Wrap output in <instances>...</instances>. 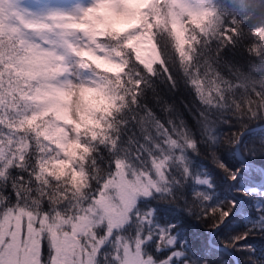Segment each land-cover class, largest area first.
Instances as JSON below:
<instances>
[{
    "label": "snow or ice",
    "instance_id": "snow-or-ice-1",
    "mask_svg": "<svg viewBox=\"0 0 264 264\" xmlns=\"http://www.w3.org/2000/svg\"><path fill=\"white\" fill-rule=\"evenodd\" d=\"M137 3L142 15L118 25L116 31L120 35L110 37L119 41L112 62L123 68L109 67L103 73L113 88L108 90L101 86L102 99L91 95L94 89L86 83L74 85L67 78L64 81L56 79L55 74L63 69L54 67L48 74L54 81L48 85L49 91L43 96L37 95L40 87H36L31 95L21 91L19 100L12 102L6 95L9 78L6 73L0 76V264H100L98 257L107 255L101 252V245L105 243L112 246L114 264H130V255H134L140 264H176L175 258L182 255L173 250L164 253L161 259L148 251L146 239L156 253L176 241L174 236H169L161 246L164 230L158 227L159 234L153 232L146 237L153 221L148 218L150 213L140 214L137 204L138 198H147L154 191H160V184L168 179L166 162L169 156L163 150L159 156L155 155L143 143L140 148L144 152L135 154L137 162L129 160L123 154L122 145L131 140L115 125L116 114L121 115L120 124L125 129L129 124L142 132L154 127L158 135L163 134V145L169 149L178 147V129L174 121H167L166 126L158 115L168 99L156 90L151 79L161 74L167 79L171 92L183 85L208 113L221 106L232 109L228 95L221 89L213 93L205 87L200 57L193 51L196 38L188 39V25L199 29L209 46L214 39L222 45L215 53L218 61L222 53L234 48L241 40L240 33L246 21L237 28L230 14H217L211 7H193L187 0H137ZM224 4L228 7L229 0H224ZM96 5L97 0H84L80 6L81 15ZM177 8L183 10L178 19L184 24V31L179 37L175 31H170L176 47L173 53L162 49L159 36L162 28L172 29ZM62 15L53 12L50 19ZM205 24L210 25L212 32L219 33L218 39L204 35L208 33ZM33 26L29 24V27ZM146 34L160 52L158 62L150 67L137 59L134 47ZM249 35L254 40H264V26L251 27ZM73 51L84 58L90 55L71 45L65 54L70 55ZM245 51H248L247 46ZM257 53L258 49H254L249 55ZM35 55L45 65L59 59L47 50H40ZM168 56L172 57V66H169ZM80 66L89 67V64L82 60ZM0 73H3V64H0ZM254 87L260 92L259 85ZM230 88L234 99L243 94L237 92L238 84L230 85ZM250 95L259 100L264 93L256 95L250 91ZM45 97L49 98L48 102L39 103ZM56 98L66 102V116L57 110ZM86 108L90 112L82 119ZM199 115L203 118L202 113ZM258 115L264 116V108L256 105L255 112L237 117L255 118ZM180 123L184 125L182 120ZM48 127H51V133H48ZM61 132L62 140L56 138ZM144 140L152 143L153 148L161 149L149 134L144 135ZM186 144L193 146L191 139H186ZM145 153L147 161L141 159ZM238 171L231 172L230 178L235 179ZM197 182L208 184L207 179L197 178ZM208 200L205 196V201ZM228 203L231 206L234 202ZM204 213L206 218L218 224L229 215V209L211 206L205 208ZM125 227L129 229L128 236L118 231ZM246 236L247 233L238 236L235 241L238 243Z\"/></svg>",
    "mask_w": 264,
    "mask_h": 264
},
{
    "label": "trees",
    "instance_id": "trees-1",
    "mask_svg": "<svg viewBox=\"0 0 264 264\" xmlns=\"http://www.w3.org/2000/svg\"><path fill=\"white\" fill-rule=\"evenodd\" d=\"M212 3L217 14H230L237 28H240L242 21H246L240 33L241 40L237 41L234 48L222 53L218 61L215 53L222 45H218L215 39L210 46L202 35L195 36L193 41L196 45L193 51L200 57V72L204 75L205 87L213 93L221 89L228 95L232 109L221 106L208 113L205 106L195 101L192 93L183 85L171 92L167 79L161 74L151 79L156 90L168 99V103L162 106L164 110L162 113L158 111V115L166 126L167 121H174L178 129L176 139L179 146L169 149L163 145L164 136L158 135L154 127L149 128L148 132H142L129 124L125 129L120 124L122 117L119 113L116 114L115 125L131 140L130 143L122 145L123 154L129 160L137 162L134 157L135 154L144 152L140 148L143 143L153 154L159 156L163 150L169 156L166 162L168 179L160 184L159 192L154 191L147 198H138L137 204H142L145 210L150 209L152 221L159 225H168V233L175 237L176 242L170 247H162L156 253L152 243L146 239L149 252L163 259L164 253L178 250L182 255L175 258L176 264H184L185 261L189 264H234L226 252L207 243L209 230L217 224L204 216V209L220 206L229 209L230 218L213 234L212 242L230 250L236 256L237 264H264V183L251 184L250 179L258 177L260 170L254 165L241 163L233 152L234 141L241 130L264 122V116L259 115L255 118L237 117L255 112L256 105L264 108V96L257 100L250 95V91L256 95L264 93V40H254L249 35L251 27L264 26V0H229L228 7L224 0H213ZM11 28L0 31V64H3V73L0 76L7 74L9 82H6V95L15 102L19 100L21 91L30 95L38 80L34 81V78L27 77L18 70V61L24 53H20L22 47L18 40L19 43L24 39L29 40L30 31L28 33L24 23H14ZM208 34L219 38V33L212 32V29L204 35ZM159 41L162 49L175 52V45L161 38V34ZM115 43L118 44L119 41L115 40ZM20 45L26 50L29 48L27 42ZM246 46L248 51H245ZM254 49H258V53L249 55ZM167 59L169 66H172V57L168 56ZM159 71L157 69L158 73ZM177 79L181 77L177 76ZM110 84L109 90H112L113 84ZM237 84V92L243 94L234 99L230 95V85L235 87ZM254 85L260 86V92H256ZM22 104L23 102L21 106ZM134 111L138 113L139 109ZM199 113H202L203 118ZM181 120L184 125L180 123ZM148 134L161 145L160 150L144 140V135ZM186 139L192 140V147H188ZM239 150L247 159L264 169V127L245 133L240 139ZM141 159L147 161V154ZM237 169L239 174L231 182L230 173ZM197 178L201 181L207 179L208 184L198 183ZM197 193L201 195L197 196ZM205 196L209 197L208 201H205ZM237 196L241 199L240 204ZM229 201L234 203L230 206ZM245 233L246 238L237 243L235 239L238 236L243 237ZM145 236L151 234L145 233ZM108 259L110 264H114L112 258ZM99 260L100 264H106V260Z\"/></svg>",
    "mask_w": 264,
    "mask_h": 264
},
{
    "label": "rangeland",
    "instance_id": "rangeland-1",
    "mask_svg": "<svg viewBox=\"0 0 264 264\" xmlns=\"http://www.w3.org/2000/svg\"><path fill=\"white\" fill-rule=\"evenodd\" d=\"M212 2L213 0H187V3L193 7L204 6L215 9ZM83 4L84 0H0V31L12 29L11 26L14 23H24L28 33L29 31L31 33L29 40L20 41V43H29L27 50L20 45L18 40L19 46L22 47L20 53L24 52L18 61V70L27 75V77L34 78V81L38 80L31 94L36 87L41 89L37 93L40 96L49 91L48 85L54 83V81L50 79L48 74L52 68L59 67L63 70L55 74L56 79L64 81L67 78L74 85L86 83L94 89L90 94L102 99L101 91L99 90L101 86L108 90L111 86V82L104 78L103 73L109 67H116L122 70V65H114L112 62V56L116 54L118 44L115 43V39L110 37L113 34L116 36L120 35L116 31L118 25L127 23L142 15L137 0H97L95 8H91L86 14L81 15L80 6ZM53 12L63 13L64 15L52 20L50 19V14ZM175 12L176 15L172 18V29L164 27L160 31L161 38H165V40L169 41V43L172 42L174 45L175 43L169 35L170 31H175L177 37L184 31V24L178 19V17L183 15V10L177 8ZM184 19L187 20V17L185 16ZM29 24L34 26L29 27ZM71 25L80 26L73 27ZM204 27L208 31L211 29L208 24H205ZM198 35H202L201 31L188 25V39L192 40L193 36ZM69 45L78 51L89 52V57H81L75 51L71 52L70 55H66L65 50ZM134 47L137 59L146 67L153 66L158 62L160 52L148 39L147 34ZM40 50L53 52L59 59L54 60L51 64H41L35 55ZM82 60H86L89 67H81L80 62ZM96 69H100V71L97 72L95 71ZM48 99L45 97L39 103L46 104ZM56 105L57 110L66 116V102L56 98ZM89 112L90 110L86 108L82 119ZM51 131V127H48V133H51ZM56 138L62 140L63 133H58ZM134 158L136 160V157ZM132 162L136 163L135 161ZM242 168L244 169V167ZM251 184L256 185L254 183ZM141 198L143 199V197ZM138 207L142 216L150 213V209L145 210L142 204H138ZM148 218L150 219V215ZM157 227L164 230V239L160 242V245L163 246L169 236H171L168 233V225H159L153 221L151 231L146 233L152 235L153 232H156L159 234ZM118 231L121 235H129L127 227L118 229ZM101 246V252L107 255L106 257L101 255L98 259L107 260V264H110L108 258H111L112 246L110 243H105ZM129 261L130 264H140V261L134 255L129 256Z\"/></svg>",
    "mask_w": 264,
    "mask_h": 264
},
{
    "label": "water",
    "instance_id": "water-1",
    "mask_svg": "<svg viewBox=\"0 0 264 264\" xmlns=\"http://www.w3.org/2000/svg\"><path fill=\"white\" fill-rule=\"evenodd\" d=\"M264 127V122H261V123H258V124H255V125H252L250 127H247V128H244L243 130H241L238 135L236 136V139L238 138V142H236V139L234 141V147H233V152H234V155L235 157L243 164H250V165H254L256 166L259 170H260V174L258 177L256 178H251L250 179V182L251 183H254L256 185H261L262 183H264V169L262 166H260L259 164L253 162L252 160L250 159H247L242 153L241 151L239 150V142H240V139L241 137L247 133V132H250V131H254V130H257L259 128H263ZM242 132V135L240 134ZM239 174V172H236V176ZM234 179L231 180V182H233ZM235 196V195H233ZM237 198L239 199V197L237 196ZM241 203V199H239V204ZM238 208V207H237ZM237 208L231 213L233 214ZM228 218L225 217L223 219L222 222L218 223L217 225H215L214 227H212L209 232H208V236H207V243L209 245H212L213 247L217 248V249H220L224 252H226L233 260V263L234 264H237V259H236V256L230 251L228 250L226 247H224L223 245L221 244H215L212 242V236L213 234L217 231V229L225 222V220Z\"/></svg>",
    "mask_w": 264,
    "mask_h": 264
}]
</instances>
